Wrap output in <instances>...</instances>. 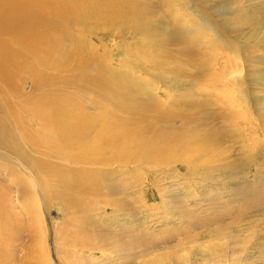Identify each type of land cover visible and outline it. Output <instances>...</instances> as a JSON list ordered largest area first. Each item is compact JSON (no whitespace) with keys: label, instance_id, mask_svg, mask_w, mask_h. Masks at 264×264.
Here are the masks:
<instances>
[{"label":"bare ground","instance_id":"bare-ground-1","mask_svg":"<svg viewBox=\"0 0 264 264\" xmlns=\"http://www.w3.org/2000/svg\"><path fill=\"white\" fill-rule=\"evenodd\" d=\"M170 2L172 4V1ZM181 3L184 6L189 4L188 0H181ZM149 6L151 5L146 4L144 0H0V223L6 224V238L10 242L15 240L17 229L28 226L30 238H33L35 246L32 251L35 264H55L53 252L56 261L61 264H84L80 258L84 250L93 256L110 250L123 264H220L223 260L225 254L222 250L227 242H220L223 235L213 232L215 226L211 231L213 235L210 236L218 238V243L206 247L207 249L195 246L196 254H173L177 252V246L181 247L183 252L191 247L190 242L186 241L190 240V235L195 229L191 230L188 224L201 228L196 235H192L193 238H206L203 236L210 226L219 224L225 214H232L231 209H213V203H210L213 208L209 205L210 209L206 213L198 206H183L184 204L179 202L180 210L176 215H180V218H184L188 223H185V228H173L174 233L178 234L177 237L171 235L174 237L171 238L166 234L160 238L154 235V227H149L148 224L147 239H137L136 242L124 238L128 233L126 223H143L145 220V223L150 221L152 224L154 221L165 219L169 201L178 204L177 195H180L176 192L167 195L166 189L157 185L154 178L158 170L142 167L143 150L155 148L154 152L161 153L163 150L169 156L178 153L184 155L176 168L179 176L194 177L211 172L210 178L215 177L221 170L226 169V166L205 165L209 158L214 157L215 160L219 155L216 148L207 141L214 132L218 138L217 124L221 118H226L224 115L214 114L205 123L198 122V127L187 123L185 130H176L175 126L169 127L168 129H175L173 133L178 136L177 139L172 135L162 139L161 133L156 130L152 132V139L143 138L136 131L129 134L130 131L123 125L122 118H119L120 122L116 126L94 127L90 121L85 122L88 115L87 103L91 104L87 107L93 108L101 99L107 98L108 93L117 90L111 69L96 56L89 57L70 73L58 76L51 74L48 78L41 76L42 80L37 85L40 91L37 98L24 91L27 77L24 78L20 74L22 59H34L37 64H44L48 59L42 54L49 56L54 49H63L68 36L64 35L61 41L56 34L49 35L50 32L56 29L89 28L90 20L103 19L106 15L127 13L138 17V13L142 15ZM179 12V9L175 12L176 20ZM192 14H189V18L183 15L175 24L176 27L165 37L158 36L157 41L187 42L192 44V47L203 48L207 59L209 58L206 62L207 68L212 71L213 85L221 94L213 95L212 90L207 91L202 85L198 88L193 82L188 90L179 87L174 91H180L175 100L185 104L182 111L157 95L148 97L141 107H158L153 105L157 103L165 105L167 113L162 118L169 120L172 116H177V113L185 112L191 105H201L205 101L214 107L225 104L231 106L232 110H238L241 116L239 130L230 129L236 133L233 138L243 135L251 141L255 137L256 142L260 141L262 135L259 133H255L257 135L254 138L249 137L258 129L251 118L255 99H252L250 91H253L252 86L254 83L256 85V80L251 76L249 61L225 28L219 32L212 28V32L211 28H205V22H198L195 19L197 15L191 16ZM136 24L137 33L144 40L148 39V31L155 30L140 21ZM40 28L46 29L43 37L38 39L30 36ZM41 35L42 33L38 36ZM177 79L179 78L174 81ZM168 89L170 90V87L167 85L163 92ZM57 95L69 104L56 102L57 98L54 97ZM115 106L122 111L121 106ZM208 114L210 112L203 115ZM156 140H169V145L159 147L160 144ZM197 141L201 142L200 145ZM228 164L230 163H227V168ZM148 165L145 162V166ZM158 166L160 165H154L155 168ZM141 183L146 186L145 189H142ZM154 191V197L159 195L161 201L167 203V207L150 202ZM211 191L213 193L214 189ZM14 194L18 198L23 216L14 213L10 215L9 209L14 207ZM244 194L248 202L253 199V204L251 203V208L240 207L236 210L233 213L235 219L250 212L264 211V198L261 195L251 190ZM213 196L216 197L217 194ZM199 208L201 211H198ZM53 209L61 214L58 220L51 215ZM161 213H164V218ZM45 218L49 220V227ZM164 224H161L162 228H165ZM233 224L230 223L231 226H234ZM7 225L11 231L10 235L6 231ZM110 230L113 232L110 233ZM238 235L239 233L236 236ZM51 236L53 239L49 243ZM156 247L159 254L148 257L147 254L152 253V249ZM177 250L179 253V249ZM0 254L8 255L7 249L0 248ZM249 256L246 255L244 260L233 256L231 264L254 263ZM84 257L88 258L86 254ZM258 258L264 260V255Z\"/></svg>","mask_w":264,"mask_h":264},{"label":"rangeland","instance_id":"rangeland-1","mask_svg":"<svg viewBox=\"0 0 264 264\" xmlns=\"http://www.w3.org/2000/svg\"><path fill=\"white\" fill-rule=\"evenodd\" d=\"M170 1H172V4ZM144 2L151 6L142 15L138 13V17L127 13L106 15L103 19L95 18L94 20H90L91 25L89 28L56 29L50 32L49 35L56 34L57 37H60L61 41L64 35L68 36L64 41L63 49H54L49 56L42 54L43 57L48 59L44 64H37L34 59L28 61L22 59L20 74L24 78L27 77V85L24 91L37 98L40 93L37 85L42 80L41 76L48 78V75L51 74H53L52 76H58L70 73L87 61L89 57L96 56L111 69L114 81L117 83V90L108 93V97L101 99L100 103L94 105L95 107L93 108L87 107V105H91L87 103L86 109L88 115L85 122L90 121L94 127L105 126L106 128L116 126L120 122L119 118H122L123 125L127 126L130 131L129 134L136 131L141 137L152 139V132L156 130L161 133L162 139H167L171 135L177 139L178 136L173 133L175 129H168L169 127L175 126L176 130H185L187 123H190L192 127H198V122L203 124L214 114L224 115L226 118H221L217 124L219 127L217 130L218 138H216V132H214L207 141L209 145L216 148V152H219V155L217 154L218 156L215 157L218 160H214V157L209 158L210 160L205 161V165L225 164L226 166V169L221 170L215 176L216 178H210L211 172L204 175L197 174L194 177L179 176L176 168L180 165L182 158L185 157L184 155L178 153L169 156L163 150L161 153L154 152L155 148L143 150L142 167L153 169L154 171L158 170V174L154 178L157 181V185L166 189L165 193L167 195L171 194V192H176L180 195H177L178 204L173 203V205L169 201L168 208L165 206L167 203L162 202L159 195H155L154 197V191L152 196H150V202L159 203V205L162 204L164 207H167L165 216L166 213L168 215L165 219L160 220L161 222L165 221L163 223L154 221L152 224L150 221L145 223V220L143 223L128 222L126 223L128 233L124 239L136 242L137 239L138 241L147 239L149 233V229H147L148 224L149 227H154L155 231H153L155 234L151 233L152 235H157L160 238L166 234L177 237L178 234L174 233L175 229L173 228H185L184 226L187 225L185 223H188L185 222L184 218H180V215H176L179 214L177 211L180 210L178 207L181 204H184L183 206H187V204L193 207L198 206L202 211H206V213L210 209L209 205L211 207L213 205V209L215 207L222 210L231 209L232 214H225L221 220L222 222L220 221L219 224L215 223L212 227L210 226L209 230L207 229L208 232H205L208 237L206 235L203 236L206 238H202V236L193 238L194 234L198 233L201 228H195L188 224L191 230L195 229L192 231L193 234L191 233L193 236L190 235V240L186 241L190 242L189 245L191 247L188 251L183 252L182 248H178L177 246L179 253L175 249L177 252L173 254L186 255L189 252L196 254L197 249L194 248L195 246L207 249L206 247L218 243V238H212L213 234L211 231L215 226L214 230L216 231L213 230V232L223 235L220 242H227L224 243L226 247L223 245L222 251L225 255L220 264H231L232 261L230 260H232L233 256L243 259L246 255H250V259L254 261L251 264H264V260L258 258L264 255V244H262V238L264 239V211H254L244 214L239 218L240 220L238 218L235 219V215H233L240 207L251 208L253 199L248 202V199L244 196V192L247 190H251L253 193L261 195L264 198V0H188L189 4L187 6H184L181 0H144ZM180 7H182L181 10ZM177 9L180 12L176 20L175 12ZM189 14H192L191 16L197 15L195 19L198 22H205L207 24L205 28H213L217 32L225 28L232 36V39L239 44L243 51L242 53L249 61L251 76L255 77L256 80V85L254 83L252 86L254 88L253 91H250L252 99H255L253 100L255 103L253 104L254 112L251 118L253 123L258 127V129L253 131L254 134L249 137L254 138L257 135L255 133H259L262 135L260 141L256 142V137L251 141L249 138H244L243 135L233 138L236 133L230 129L239 130L241 116L238 114V110H232L231 106L225 104L214 107L211 103L205 101L201 105H191L185 112L177 113V116H172L169 120L162 118L167 113L165 105L157 103L153 105H157L158 107H141L148 97L157 95L160 96V99L169 101L173 107L182 111L185 109V104H181L175 100L180 91H174L179 87H185L188 90L193 82L198 88L202 85L207 91L212 90L213 95L221 94V91L213 85L212 71L210 68H207L209 58L207 59L203 48L198 46L192 47V44L187 42L163 43L161 40L160 42L157 41L158 36L165 37L172 28L176 27L175 24L183 15H187L189 18ZM137 21L146 24L148 28L155 29L154 31L147 32V40L138 35ZM213 29L212 32H214ZM45 31V28H40L30 36L40 39L43 37ZM41 33L42 35L38 36ZM176 78L179 79L174 81ZM167 85L170 87V90L168 89L166 92H163V88ZM54 98H57L56 102L60 101L63 105L69 104L68 101L62 100L59 95ZM115 105L121 106L122 111L118 110ZM207 112H210V114L203 115ZM156 141L159 142V147L169 145V140ZM197 143L200 145L201 142L197 141ZM203 159L206 160V158ZM145 162L149 165L145 166ZM203 163L201 162V164ZM227 163H230L228 164L230 169L227 168ZM232 164L234 168L231 167ZM154 165L160 166L155 168ZM237 166L238 168H236ZM183 170H186V166L183 167ZM192 177L194 183L190 181ZM142 178L145 179L144 176ZM188 181L189 183L187 184ZM249 186L250 188H248ZM141 187L145 189L146 186L141 183ZM181 188H185L184 191ZM211 189H214L213 193H211ZM191 193H195L197 197ZM213 194H217V196L214 197ZM12 202L14 207L12 210L9 209L10 215L14 213L15 215L23 216L15 194L12 196ZM179 202L182 203L179 205ZM210 203L213 204L211 205ZM218 204L220 205L219 207ZM200 208L198 211H201ZM170 209L174 215L171 214ZM51 215L57 220L61 218V214L57 213L54 209ZM165 216L164 213H161L162 218ZM7 218L10 219L9 217ZM45 220L49 227V220L46 218ZM231 222L234 223L235 227L230 225ZM161 224H164L165 228H162ZM5 225V223H0V248L4 247L7 249L8 255L0 254V264H35V257L32 254L35 246L33 238H30L28 226L17 229V232L15 231V240L10 242L6 238ZM6 231L10 235L11 231L8 225ZM112 232L110 230V233ZM232 232L235 234H232ZM238 233L239 237L236 236ZM210 234L212 235L210 236ZM172 236L171 238H174ZM234 237L241 239L237 240ZM52 239L53 236L49 239V243H51ZM76 249H78L77 251L80 250L79 247ZM157 249L158 247L152 249L153 252L147 254L149 255L148 257L159 254ZM83 253L80 258L84 261V264H123L119 257L114 255L115 253L112 254L110 250L105 253H97L96 256H93L87 250H84ZM85 254L89 259L84 257ZM52 256L55 264H61L56 261L54 252ZM190 256L192 257L193 255Z\"/></svg>","mask_w":264,"mask_h":264}]
</instances>
